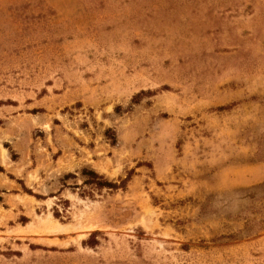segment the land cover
I'll list each match as a JSON object with an SVG mask.
<instances>
[{"label": "rangeland", "instance_id": "obj_1", "mask_svg": "<svg viewBox=\"0 0 264 264\" xmlns=\"http://www.w3.org/2000/svg\"><path fill=\"white\" fill-rule=\"evenodd\" d=\"M0 171V264H264V0H0Z\"/></svg>", "mask_w": 264, "mask_h": 264}, {"label": "trees", "instance_id": "obj_2", "mask_svg": "<svg viewBox=\"0 0 264 264\" xmlns=\"http://www.w3.org/2000/svg\"><path fill=\"white\" fill-rule=\"evenodd\" d=\"M2 172V171H0ZM81 176L84 178L83 185H90L96 189H117V184L105 180L102 176L98 175L93 170L82 169ZM120 187H123V182H120Z\"/></svg>", "mask_w": 264, "mask_h": 264}]
</instances>
